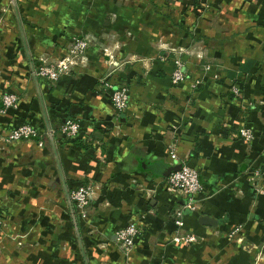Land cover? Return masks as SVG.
I'll use <instances>...</instances> for the list:
<instances>
[{
  "label": "crops",
  "instance_id": "1",
  "mask_svg": "<svg viewBox=\"0 0 264 264\" xmlns=\"http://www.w3.org/2000/svg\"><path fill=\"white\" fill-rule=\"evenodd\" d=\"M13 2L28 55H61L71 37L83 32L98 40L85 49L83 63L54 83L36 76L68 193L77 185L98 187L87 219L76 222L86 263L264 264V177L247 175L264 161V0H224L217 27L207 15L199 20L184 12L181 1ZM13 17L25 56L22 68L31 76L14 10ZM168 45L194 51L179 55L186 78L177 84L169 78L176 52ZM102 78L127 88L116 128ZM32 86L40 109L33 80ZM71 117L79 129L68 139L59 124ZM41 118L43 124L35 117L33 122L45 133L53 159L42 113ZM239 127L252 131L249 141L241 140ZM171 145L173 163L167 155ZM161 163L197 170L203 192L195 211L183 212L180 228L199 235L193 243L169 240L175 228L170 210L182 197L166 191L156 172ZM49 172L60 190L52 183V192L40 193L36 203L24 197L18 182L10 200L0 174V264H84L54 159ZM57 195L63 208L45 206L48 197L58 201ZM202 216L212 224L201 222ZM128 219L140 220L142 229L125 259L114 249V232Z\"/></svg>",
  "mask_w": 264,
  "mask_h": 264
},
{
  "label": "rangeland",
  "instance_id": "2",
  "mask_svg": "<svg viewBox=\"0 0 264 264\" xmlns=\"http://www.w3.org/2000/svg\"><path fill=\"white\" fill-rule=\"evenodd\" d=\"M104 1L105 2L115 1L117 6L118 5L129 6V5H133L134 1L136 0H104ZM146 1H156V0H146ZM162 1L167 3L168 6L174 5V3L177 1L184 2L185 3V7L183 9L184 12L188 11L191 15L195 17V19L198 18L199 20L202 19L203 15H207L208 17H210L209 24L211 26L215 25L216 27L219 26V21H221V17H223L226 9L224 0H162ZM88 10L90 13H93V11L96 13V9H93L92 7H89ZM81 41H84L86 43V47L81 51H79V47L76 45L79 44ZM96 42H98V40H95V37L92 36L91 33L83 32L82 36L71 37L68 43H66L64 47V52L61 55L48 56L45 54L43 55L39 54L35 56L34 53H31L29 51V56L31 60L36 59L38 65L40 66L49 67L50 65H55L58 63L67 64L68 60L74 61L73 66H75L81 63L80 58L81 56H84V51L85 49H87L88 45H95ZM167 47H170L171 49H173V51L175 50L174 52H176V55L173 56V60H172L173 63L174 60H179L180 63L182 64V61L179 56L181 53L186 55L189 54V52L190 53L194 52L190 49H184V47L176 48V47H171L169 45ZM71 50H73L74 52L72 53ZM24 60H25V56L23 54L21 40L18 37L17 25L13 17L12 4L10 3L9 0H0V121L1 119H3V123L2 124L0 123V132H3L2 135L0 134V170H1L0 174L3 175L7 180V184H8L7 193L9 197H11L10 200H12L13 195H16L15 193L17 192V190L15 188H17V182H18L21 183L22 186L24 187V190H26V195L24 197L30 198L29 202L33 201V203H36L40 197H43L40 193L45 192L46 193L45 196H47L48 192H52L50 185L56 182V180L54 182V177L56 176V174L54 173L52 176L50 175L49 172L53 165V159L48 147L46 135L44 132H41V134L38 133V129L40 128H37V126H35L33 122V118L35 117L36 119H40V121L43 124L40 109L36 102V98L34 97L31 76L29 74V71L25 73L23 71L24 64L22 61ZM174 67L175 65L173 66V68ZM69 72L70 70L67 73H64L60 77L69 74ZM169 78L171 82V77ZM172 84H177V83H172ZM27 91L30 92L31 95H30V99L26 101L24 99ZM5 95L7 96L13 95L15 97V102H14V104L16 103L15 107L11 105L10 106L3 105L2 100H3V96ZM71 119L76 120L78 122V129H79V121L72 117ZM61 123L59 124V128ZM24 127H32L37 133L35 135H31V134L22 135L17 139H14L12 137L14 133L19 132V130H24ZM41 180H43L42 184H39L38 182ZM55 186H56L55 189H57V191L59 192L60 186L58 181L55 183ZM78 186L79 185L75 187ZM57 198L58 201H55L53 198L48 197L45 206L47 205L52 207L54 205L55 207L57 206L59 208H63L64 204H61L60 206L58 203V202L63 203V200L58 195ZM70 201L71 203H73L71 199ZM73 211H75V209ZM74 214L76 217V222H78V219L80 221L87 219V216L85 218H82L81 216H79V214L77 215L76 211L74 212ZM237 229L238 228H236V230ZM177 233H184V231L182 232L180 231V229H178ZM229 234L230 236L232 235L230 232ZM11 238L13 240H16L18 239V236L14 235L11 236ZM72 239L75 248L77 246L74 235L72 236Z\"/></svg>",
  "mask_w": 264,
  "mask_h": 264
},
{
  "label": "built area",
  "instance_id": "3",
  "mask_svg": "<svg viewBox=\"0 0 264 264\" xmlns=\"http://www.w3.org/2000/svg\"><path fill=\"white\" fill-rule=\"evenodd\" d=\"M76 46L79 47V51L86 47V43L81 41ZM73 53L74 51L71 50ZM80 62L86 60L85 56H81ZM74 65V61L68 60L67 64L58 63L55 65L46 66H37V70L35 71V75L39 78L46 80L49 83L54 82L64 73H67L70 68ZM172 71L170 73L171 82L179 83L185 81V75L182 70V64L179 60H174ZM197 82H193L192 85L195 86ZM101 89L106 90L109 93L110 97V105L114 117L110 122L114 120L116 114L121 112L127 105L128 93L127 88L125 86H116L113 85L106 78H102L100 81ZM234 94H237L238 89L236 87L231 88ZM15 97L13 95H5L3 96L2 103L4 106H13L15 107ZM112 128H116V120L113 121L111 126ZM60 133L65 138H70L74 136L78 129V122L71 118H67L63 120L60 125ZM238 135L243 141H249L252 138V131L247 127H239ZM37 132L32 127H24V130H19V132H15L12 136L14 139L22 135H35ZM40 143V142H39ZM167 155L170 161L176 162V152L174 150V146L171 145L167 151ZM249 179L255 180L257 177H264V161L261 165L247 173ZM164 186L166 191L171 195H178L182 197V201L180 203H175L170 210V218L174 225V231L170 234L169 240L173 243H193L197 240L199 235L193 232H184L177 233L178 229L182 228L183 220L182 214L185 211L193 212L196 209V202L198 196L201 192H203V187L199 183L197 178V170L196 168L189 167L185 164L181 163V166L170 172L167 176L163 178ZM96 189L97 186L94 185H79L78 187H74L69 192V197L73 202V207L76 211V214L85 218L87 216L88 207L90 201L97 195ZM1 222V220H0ZM236 228L231 229L230 233L232 234ZM142 226L140 220L137 219H128L126 224L118 228L114 232V249L118 251L119 255L125 259L129 256L134 247L135 238L141 232ZM230 235V234H229Z\"/></svg>",
  "mask_w": 264,
  "mask_h": 264
},
{
  "label": "water",
  "instance_id": "4",
  "mask_svg": "<svg viewBox=\"0 0 264 264\" xmlns=\"http://www.w3.org/2000/svg\"><path fill=\"white\" fill-rule=\"evenodd\" d=\"M11 4L13 6V10H14L17 22H18L20 33H21L22 31H21V28H20V23L18 21V15H17L16 8H15L13 0H11ZM21 39H22V42H23V47H24V50H25L26 58H27V60L29 62V68H30L31 77H32V80H33V83H34V87H35V90H36V95H37L38 102H39V105H40L42 117H43V120H44V125H45L46 131L48 133L49 145H50V148H51V151H52V155H53V159H54V162H55L58 179H59V181L61 183L62 190H63L64 197H65V201H66V204H67V208H68V211H69V214H70V218H71V221H72V224H73V228H74L77 244H78V247H79L83 262H84V264H87L86 263V259H85V254H84V251H83V247H82V243H81V239H80V236H79V233H78V228H77V225H76V217H75L74 211L72 209L71 201H70V198H69V195H68V191H67V188H66V185H65V182H64L62 170L60 168L59 160H58V157H57L55 145H54V142H53V139H52V136H51V129L49 127V124H48V121H47V118H46V113H45L43 101H42V98H41V95H40V92H39L35 71H34L32 63L30 61V57L28 55V51L26 49V45H25L22 33H21ZM180 166H181V163H174L172 165H167V164L161 163L160 165H157V167H159V171H156V172L159 175L165 177L170 172L178 169ZM200 218H201L200 221L203 222V223L212 224V222H213V221H211V219L209 217H206V216H202Z\"/></svg>",
  "mask_w": 264,
  "mask_h": 264
},
{
  "label": "trees",
  "instance_id": "5",
  "mask_svg": "<svg viewBox=\"0 0 264 264\" xmlns=\"http://www.w3.org/2000/svg\"><path fill=\"white\" fill-rule=\"evenodd\" d=\"M32 64H33L34 71H36L37 70L38 62L33 61Z\"/></svg>",
  "mask_w": 264,
  "mask_h": 264
}]
</instances>
